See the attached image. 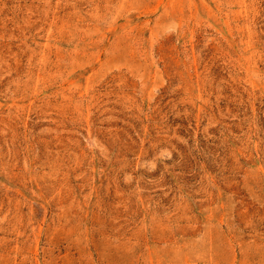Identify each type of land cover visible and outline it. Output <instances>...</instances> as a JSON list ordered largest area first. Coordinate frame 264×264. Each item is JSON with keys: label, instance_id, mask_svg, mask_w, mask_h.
<instances>
[{"label": "rangeland", "instance_id": "rangeland-1", "mask_svg": "<svg viewBox=\"0 0 264 264\" xmlns=\"http://www.w3.org/2000/svg\"><path fill=\"white\" fill-rule=\"evenodd\" d=\"M0 264H264V0H0Z\"/></svg>", "mask_w": 264, "mask_h": 264}]
</instances>
